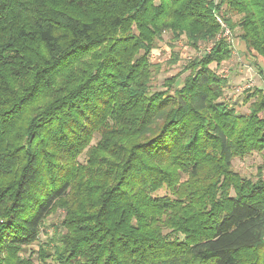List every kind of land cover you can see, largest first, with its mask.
Wrapping results in <instances>:
<instances>
[{"label":"trees","instance_id":"trees-1","mask_svg":"<svg viewBox=\"0 0 264 264\" xmlns=\"http://www.w3.org/2000/svg\"><path fill=\"white\" fill-rule=\"evenodd\" d=\"M214 10L264 62V0H0V264H264V86L222 99ZM165 32L210 49L156 89Z\"/></svg>","mask_w":264,"mask_h":264},{"label":"rangeland","instance_id":"rangeland-1","mask_svg":"<svg viewBox=\"0 0 264 264\" xmlns=\"http://www.w3.org/2000/svg\"><path fill=\"white\" fill-rule=\"evenodd\" d=\"M233 19H235V16ZM225 22L227 23L226 20ZM238 31V28L232 30V42L238 38ZM232 42L230 43L232 57L216 67V71L223 77H226L229 82L222 99L229 102L237 111L244 113L248 111V104L243 103L244 90L256 85L264 86V62L255 51L249 50L246 47L242 48V51L239 50L240 54H238L237 45L232 46ZM209 46L210 43L208 45L200 44L199 50L193 49L186 41L185 36L174 40L171 38L170 33H163L162 40L158 41V45L151 50L150 61L159 65L158 72L154 74L152 86L156 89H164L163 81L166 77L182 70L187 61L201 55ZM174 57L176 61L174 63L169 62L173 61ZM210 67L215 68V65L212 63ZM260 70L263 72L262 74H260ZM153 71H155L154 68ZM185 74L186 72L181 74L180 77L182 78ZM180 80L178 78V82ZM263 158L264 151L252 152L244 157H236L232 160V168L239 175L254 179L257 177L258 165L262 162ZM165 192V189L162 188L157 191V194L160 195ZM61 217L62 211L48 216L46 229L50 235L53 233V227L60 225ZM45 238V234L40 235V241L46 240ZM37 246V244H33L27 247L24 252L26 256L32 255L33 264H39L40 262L35 252L38 248Z\"/></svg>","mask_w":264,"mask_h":264},{"label":"built area","instance_id":"built-area-1","mask_svg":"<svg viewBox=\"0 0 264 264\" xmlns=\"http://www.w3.org/2000/svg\"><path fill=\"white\" fill-rule=\"evenodd\" d=\"M218 0H214V3H217ZM214 16L217 20V22L220 25V32L218 34V38L222 37L224 39H226L229 43L232 42V38H233V33L232 30L230 29V27L227 25V23L224 21L222 15L216 10H214ZM210 47L206 48L205 50H209Z\"/></svg>","mask_w":264,"mask_h":264},{"label":"crops","instance_id":"crops-1","mask_svg":"<svg viewBox=\"0 0 264 264\" xmlns=\"http://www.w3.org/2000/svg\"><path fill=\"white\" fill-rule=\"evenodd\" d=\"M237 45V50H238V54H240L239 52L242 51V48L246 47L245 43L238 37L236 38L233 42H232V46ZM240 50V51H239Z\"/></svg>","mask_w":264,"mask_h":264}]
</instances>
